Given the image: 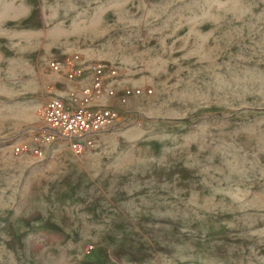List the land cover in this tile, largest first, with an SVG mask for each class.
Returning <instances> with one entry per match:
<instances>
[{
    "label": "clouds",
    "instance_id": "clouds-1",
    "mask_svg": "<svg viewBox=\"0 0 264 264\" xmlns=\"http://www.w3.org/2000/svg\"><path fill=\"white\" fill-rule=\"evenodd\" d=\"M54 2L63 14L45 25L38 13V26L45 36L62 27L65 35L52 46L91 70L87 79L71 81L69 92L58 95L95 105L103 115L83 136L78 126L72 129L77 135L62 136L39 123L54 118L39 115L52 103L47 80L29 84L0 75V142H11L19 132L33 140L42 137L36 147L47 153L53 141L67 147L80 139L103 147L98 155L75 152L76 158L83 155L91 162L75 183L68 172L59 181L33 179L32 191L42 192L45 185L49 191L67 187L75 196L86 177L88 188L103 184L109 198L124 202L128 220L118 224L121 213L103 239L97 235L92 243L109 240L113 229L123 231L125 239L132 230L142 237L139 247L146 254L138 257L128 249L121 254L132 256L135 264H264V0H120L115 19L105 18L113 0ZM13 6L14 0H0V20ZM202 26L212 33L207 42L197 36L203 34ZM151 39L159 46L147 50ZM165 41H172L171 47ZM121 114L127 119L121 120ZM144 120L150 123L145 126ZM160 120L166 127H160ZM159 136L163 143L146 152L144 144ZM44 152L37 159L23 152L0 157V184L7 179L15 192L20 181L46 166L38 164ZM133 185L142 190L130 195ZM4 192L0 186V211L16 204L12 211L17 214L20 205L12 198L5 201ZM206 192L212 194L208 200ZM101 199L82 195L76 204H62L49 198L44 230L27 246V233L8 241L20 255L0 243V264H81L77 257L84 254V242L65 241L80 239L84 214L100 218ZM30 207L36 209L32 215H21L29 227L42 218L39 204ZM144 209H152L151 217ZM224 212L232 214L235 231L230 235L240 239L213 248L205 218Z\"/></svg>",
    "mask_w": 264,
    "mask_h": 264
},
{
    "label": "rangeland",
    "instance_id": "rangeland-1",
    "mask_svg": "<svg viewBox=\"0 0 264 264\" xmlns=\"http://www.w3.org/2000/svg\"><path fill=\"white\" fill-rule=\"evenodd\" d=\"M137 4L139 0H136ZM149 0H145L148 3ZM71 5H67L70 7ZM122 8L120 0H113L112 11L106 13L105 18L115 19L120 15V10ZM132 12H136V8L129 6ZM43 17L45 25L57 15L63 14L62 9L54 0H14V6L11 9V14L6 15L2 20H0V75H5V77H17L24 82L32 83L36 81L49 82V86L46 90V95L49 97H67V95H58L59 93H68L69 84L71 81H80L87 79L91 74V70L84 65L83 74L74 80L67 77L66 69L60 72L51 71L48 68V61L54 58L60 59L64 63H67L68 59L66 54H62L59 49L53 47L56 41H59L65 32L62 27L57 26L48 32L45 36L42 29L38 26L39 21L36 19L37 14ZM104 15V13H100ZM111 22V20L109 21ZM203 34L197 32V36L204 42H207L211 36V31L206 27L202 26ZM180 35L183 37L186 35V30H181ZM170 47L172 41H165ZM39 45V46H37ZM159 46L158 41L151 39L146 42L147 50H151ZM145 51V45H141L140 52ZM175 57V54H174ZM61 77L64 81H61ZM138 79V78H137ZM151 83V82H149ZM75 87V84L71 85ZM134 87L133 85H131ZM39 93H29V95ZM218 110V109H217ZM39 115L44 117V108L41 109ZM121 120L127 119V117L121 114ZM120 121L118 120L116 124ZM44 129H47V124L45 119L39 121ZM144 125L147 126L150 121L144 120ZM160 127H166L163 120L159 121ZM29 136H21L19 132L14 134V138L9 142L8 140H3L0 142V157H3L6 153L12 155L18 154L14 150V146ZM99 141V138H97ZM163 143V137L159 136L153 139L151 143H145L144 148L146 152L153 150V147L157 144ZM54 147L51 153L44 152L43 158L38 159L39 165H45L41 168L38 173H35L27 182L20 181L21 187L15 192L13 189L8 187V181L0 184L5 189L4 196L5 201L12 198L17 204L20 205L16 209L17 214H13L12 209L16 207V204L10 205L8 208L0 211V243L4 244L7 251L12 252L14 256L20 255L21 250L18 248L15 252L9 247L8 241L16 239L19 241L21 236L25 233L24 243L27 246L29 242L35 237L37 232L43 231V224L47 220L48 213L45 207L48 204V199L53 201H58L62 204H76L82 195L91 201L95 197H101V208L100 218L98 220H92L91 214H84L82 217L81 228L85 231L79 233L80 239L74 241H65V243H75L81 244L83 241V247L85 249L84 254L78 256L77 258L81 261V264H135V260L132 256L127 254H121L122 251L129 250V252L135 253L138 257H142L146 253L144 250L140 249L139 243L142 239L138 234H130L132 230H129V235L125 239V233L123 231L117 233L115 229L110 235L109 240H105L103 243L97 244L92 243V241L97 239L99 235L100 239H103L104 234L107 232L109 226L112 224L113 219L119 218L121 213H124V217L121 221L117 223H126L128 220L127 212L123 208L124 202L119 199L112 197L109 198L106 191L104 190V185L99 186L93 185L88 188L87 185L90 180L86 177L84 185L81 189L73 196L69 193L67 187H58L54 191H49V186L45 185L42 192L32 191V180H43L45 178L50 181H59L61 177L67 175L71 172L73 177V183L81 175H84L85 170L90 168V161L85 156L75 157V152L72 150L70 143L67 147L56 144L53 141ZM103 147L99 142L96 145L83 150L85 152H91L92 155H98L99 150ZM28 157L32 159H37L40 155H35L32 152H23ZM101 158V162H102ZM64 161L65 165L61 164ZM47 162V163H46ZM37 167V165H33ZM60 169L55 175L49 176V173L54 172L56 169ZM7 171V170H6ZM140 187L133 185L132 188L128 189L129 194L133 191H141ZM149 194H151V189H144ZM199 197V193H195ZM210 192L204 193L205 199L208 200L211 197ZM116 201V205L113 206L112 201ZM40 205V217L37 218L31 227L27 226L23 221V216L32 215L33 211L36 210L31 205ZM107 204V207L104 205ZM144 214H148L151 217L152 209H144ZM61 215L64 213L61 212ZM206 223L204 224V229L206 231L207 237L209 239V244L215 247L216 244H221L227 246L229 240H238L239 237L231 236L230 234L235 231L231 227L232 224V214L228 212L213 214L210 217H206ZM54 223L59 224V218H54ZM162 232L166 231L165 226H161ZM43 243V242H41ZM90 245V246H89ZM264 254V253H262ZM35 253L32 258L35 259Z\"/></svg>",
    "mask_w": 264,
    "mask_h": 264
},
{
    "label": "built area",
    "instance_id": "built-area-1",
    "mask_svg": "<svg viewBox=\"0 0 264 264\" xmlns=\"http://www.w3.org/2000/svg\"><path fill=\"white\" fill-rule=\"evenodd\" d=\"M76 57H73L72 60H69L67 63H64L60 59L54 58L48 61L47 65L51 71L60 72L63 69H66L67 77L71 80L76 79L81 76L84 71V66L80 63H74ZM100 72H97L96 75H100ZM44 117H54L50 119H45L47 124V129H54L59 131L62 136H73L77 135L73 133L72 129L76 126L80 128L79 136L86 134L90 128L96 127V122L101 119V109L95 105H85L82 102H78L77 99L73 96L67 97H52V103L44 105ZM105 120L110 119L108 116H104ZM118 121V120H117ZM117 121H113L116 123ZM42 137H36L33 140L30 136L23 139L14 146V150L17 153L20 152H32L35 155H40L44 152V149L36 147V141L40 140ZM70 146L74 152H79L81 149L85 150L92 145L87 142H82L80 139L74 140ZM75 146V147H73ZM35 148V151L33 149Z\"/></svg>",
    "mask_w": 264,
    "mask_h": 264
}]
</instances>
